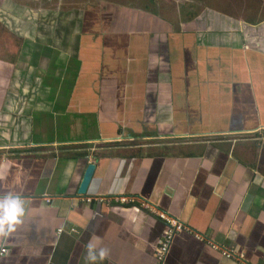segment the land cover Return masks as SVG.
Listing matches in <instances>:
<instances>
[{
  "label": "crops",
  "instance_id": "obj_1",
  "mask_svg": "<svg viewBox=\"0 0 264 264\" xmlns=\"http://www.w3.org/2000/svg\"><path fill=\"white\" fill-rule=\"evenodd\" d=\"M24 8L13 20L24 41L0 50V194L21 195L26 214L0 237V264H86L89 242L108 250L99 264H152L166 230L158 212L190 230L172 236L162 264H238L210 242L264 264L254 30L215 11L175 21L108 1Z\"/></svg>",
  "mask_w": 264,
  "mask_h": 264
},
{
  "label": "rangeland",
  "instance_id": "obj_2",
  "mask_svg": "<svg viewBox=\"0 0 264 264\" xmlns=\"http://www.w3.org/2000/svg\"><path fill=\"white\" fill-rule=\"evenodd\" d=\"M100 1L130 7H145L158 13L164 12L167 15L171 14L175 21L179 20L178 17L190 19L200 12L215 11L222 21L230 19V24L239 22L240 24L243 23L245 28H248V26L252 28L254 30L252 31L253 37L258 38L254 40L255 43L264 44V0H153V3L149 0H0V50L7 51L9 47L16 50L24 41L18 33L20 20L16 21V25L13 22V20L20 18L21 10L26 11L24 7H27L29 14L33 17L39 11L46 13V15L57 12L81 11L83 8L97 4ZM54 9H56V12ZM48 20L50 19L45 17V21ZM30 22L33 24L34 31L38 24L40 27L46 28L41 24L46 22L33 20ZM261 157L264 158V152Z\"/></svg>",
  "mask_w": 264,
  "mask_h": 264
},
{
  "label": "clouds",
  "instance_id": "obj_3",
  "mask_svg": "<svg viewBox=\"0 0 264 264\" xmlns=\"http://www.w3.org/2000/svg\"><path fill=\"white\" fill-rule=\"evenodd\" d=\"M26 214L25 199L15 193L0 194V237H7L22 222ZM108 256V250L92 243L85 244L86 264H99Z\"/></svg>",
  "mask_w": 264,
  "mask_h": 264
},
{
  "label": "built area",
  "instance_id": "obj_4",
  "mask_svg": "<svg viewBox=\"0 0 264 264\" xmlns=\"http://www.w3.org/2000/svg\"><path fill=\"white\" fill-rule=\"evenodd\" d=\"M87 201H90V199H86ZM47 203L50 201L48 198L45 200ZM118 201L121 203H135L133 198H126V197H120L118 198ZM146 208H150L148 204L141 203ZM140 205V204H139ZM158 217L166 222V230L163 234L162 238L157 244L155 253H154V262L152 264H162L165 253L168 249V246L170 244V241L172 239V236L176 232L181 231H190L188 227H186L182 222H180L177 218L170 217L168 214L164 212H158ZM70 231H75V229L71 228ZM57 233H62V229L59 228L57 230ZM196 236L200 237V235L196 234ZM211 246L216 248L220 251V253L225 256L226 258H233L237 261L238 264H249L245 258L244 255L240 252L234 251L232 248L226 247V246H217L210 242ZM6 253V248L1 247L0 248V256Z\"/></svg>",
  "mask_w": 264,
  "mask_h": 264
},
{
  "label": "water",
  "instance_id": "obj_5",
  "mask_svg": "<svg viewBox=\"0 0 264 264\" xmlns=\"http://www.w3.org/2000/svg\"><path fill=\"white\" fill-rule=\"evenodd\" d=\"M95 170V164L89 163L84 171L83 177L80 181V184L78 186V193L79 194H85L88 186L90 184V181L92 179L93 173Z\"/></svg>",
  "mask_w": 264,
  "mask_h": 264
}]
</instances>
